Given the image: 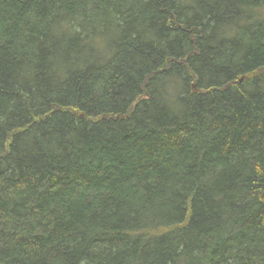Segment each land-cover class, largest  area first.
Wrapping results in <instances>:
<instances>
[{
  "label": "trees",
  "instance_id": "obj_1",
  "mask_svg": "<svg viewBox=\"0 0 264 264\" xmlns=\"http://www.w3.org/2000/svg\"><path fill=\"white\" fill-rule=\"evenodd\" d=\"M264 0H0V264H264Z\"/></svg>",
  "mask_w": 264,
  "mask_h": 264
},
{
  "label": "rangeland",
  "instance_id": "obj_2",
  "mask_svg": "<svg viewBox=\"0 0 264 264\" xmlns=\"http://www.w3.org/2000/svg\"><path fill=\"white\" fill-rule=\"evenodd\" d=\"M264 17V15H262Z\"/></svg>",
  "mask_w": 264,
  "mask_h": 264
}]
</instances>
